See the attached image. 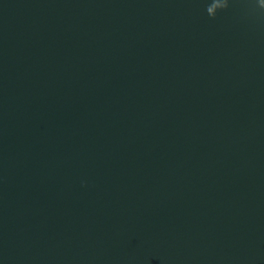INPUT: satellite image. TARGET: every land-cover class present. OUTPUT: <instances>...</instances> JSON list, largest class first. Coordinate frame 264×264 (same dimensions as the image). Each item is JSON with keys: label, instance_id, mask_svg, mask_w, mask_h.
Segmentation results:
<instances>
[{"label": "water", "instance_id": "obj_1", "mask_svg": "<svg viewBox=\"0 0 264 264\" xmlns=\"http://www.w3.org/2000/svg\"><path fill=\"white\" fill-rule=\"evenodd\" d=\"M209 3L0 0V264H264V17Z\"/></svg>", "mask_w": 264, "mask_h": 264}, {"label": "clouds", "instance_id": "obj_2", "mask_svg": "<svg viewBox=\"0 0 264 264\" xmlns=\"http://www.w3.org/2000/svg\"><path fill=\"white\" fill-rule=\"evenodd\" d=\"M244 2L251 4L252 0H244ZM232 3L233 0H210V3L206 7V12L210 18L216 19L219 13L229 10ZM248 14L264 17V0H255V7H250Z\"/></svg>", "mask_w": 264, "mask_h": 264}]
</instances>
